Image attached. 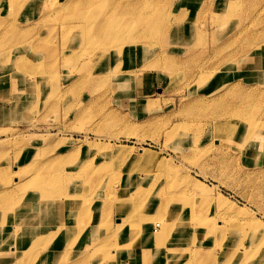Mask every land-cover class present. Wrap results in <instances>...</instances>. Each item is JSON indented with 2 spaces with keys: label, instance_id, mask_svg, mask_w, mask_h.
Segmentation results:
<instances>
[{
  "label": "rangeland",
  "instance_id": "374dc122",
  "mask_svg": "<svg viewBox=\"0 0 264 264\" xmlns=\"http://www.w3.org/2000/svg\"><path fill=\"white\" fill-rule=\"evenodd\" d=\"M84 1L0 0V97L28 83L16 115L12 101L0 109V182L32 161L19 171L32 185L41 163L69 149L95 171L93 189L77 185L99 196L89 225L87 213L71 216V234L91 245L81 264H264V0H152L134 28L146 36L116 46L85 43L81 28L123 13L124 0ZM142 149L162 166L135 163ZM101 198L112 235L96 239ZM18 199L4 192L0 204ZM68 255L62 264L83 261Z\"/></svg>",
  "mask_w": 264,
  "mask_h": 264
},
{
  "label": "bare ground",
  "instance_id": "6f19581e",
  "mask_svg": "<svg viewBox=\"0 0 264 264\" xmlns=\"http://www.w3.org/2000/svg\"><path fill=\"white\" fill-rule=\"evenodd\" d=\"M91 1L92 0L84 1L81 3L89 4L91 3ZM124 1H122L120 4L122 8L125 7L126 9L121 14L112 15L100 22L99 20L94 21V19L92 18L87 19L89 25L83 26V28H81L82 35L83 37H85L84 38L85 43H87L89 40V42L96 43L98 45L116 46L117 41L122 40L123 38H125V36L129 37V40L127 42L129 44L135 43V41L138 38L140 37L144 38L146 36V35H142V33L136 35L134 28L136 27V22L140 20L141 15H147L148 13H151L152 6H154L153 5L154 1L135 0L134 3L131 4L132 6L128 4L127 2L128 0H126L125 2ZM50 3L51 2L49 1V4L47 5H50ZM85 16H87L86 11L83 12L82 17ZM61 17L63 18L64 16ZM157 22H158L156 23L157 25H161V21L158 20ZM95 38L96 41H92ZM2 63H0V67L3 65ZM27 63L29 64V62H26V64ZM128 76L129 75H126L125 78H127ZM27 84H28L27 82L11 83L8 88L11 89L10 92L13 94L12 96L10 95V98L7 99L0 97V109L3 108L4 105H7L10 101H12V104L10 105L9 108L14 112V115H16V112H19L20 109L19 102L21 103L22 99L26 97ZM7 100L8 102H6ZM73 153L74 155H72ZM132 155H133L132 151H127L125 149L118 150V156L121 159H125L128 156H132ZM135 155H136L134 156L135 163L139 164L140 163L139 161L144 159L147 163L148 168L161 167L163 164L159 158L155 157L153 153H149L146 149L138 150L135 153ZM75 156H76L75 152L71 151V149H69L68 152L61 153L58 155H53L52 157H50L49 161H47L48 167L43 163L40 164V169L43 170V175L41 176L40 174V176H38L40 178H36L32 182V185L29 184V186H26V184L29 183L30 181L25 178V174L19 173V171L22 169L23 166L20 167L21 169L18 168L15 172H13V174L16 173L17 175L15 176L9 175L6 179L1 180L0 195H3L4 192L9 193L13 191L14 195L19 199L14 201L13 204L10 202H4L0 204V264H15L18 260L21 259L22 262H25L26 260L28 261L35 260V261H39V263L40 262L43 263V261L47 262L55 257H58L57 261H55V264H62L61 261L66 260L69 257L68 254H70L71 250H73V252H75L83 260L77 264H81V263H85L86 261H89L90 257L93 258L92 257L93 255H90L91 250L89 251L91 245L86 244L85 246H82L81 245L82 243L77 238V237H81V235L75 233L71 234L70 232L72 230V226H70V224H73V222H71V216L74 217L75 214H77V210L82 211V214L87 213L86 221L87 224L89 225L90 222L89 217L91 216V214L93 215V212H90V206L91 204L94 203L95 200H98L99 197L98 195L94 197L87 194L80 196V192L84 191V188L77 189V185L84 182V185L87 186L86 182H89V186H91L93 189L94 185H92L90 182L96 180V178L92 176L95 173L94 170L92 169L84 170V168H82V166L87 167L85 163L80 167L78 166L77 162L74 161L75 159H73ZM27 162L23 167V169L25 170H28L26 169L27 167L32 166V161L28 163ZM85 173L90 174V177ZM97 173L103 174V171L98 170ZM102 178H103L102 176H99L98 180H102ZM13 179L17 180L14 181L16 184L14 186L11 185L10 182ZM6 181H8V183H5ZM71 185L75 187V190L73 192H69V188ZM186 200L187 199H185V201L183 202L186 203ZM102 201L103 200L101 198V202L99 204L101 209L103 208L101 222L96 228H94L95 229L94 237L96 239L102 237L103 235H106V237L108 236V234L112 235L111 227L108 224L109 213L106 212L107 209H105V206L103 207ZM170 203L171 202H169V204ZM70 204H72L73 209L69 207ZM187 206L189 207V204L187 205L186 203V206L184 207ZM160 208L161 206L157 208V212H155L154 214L155 219L157 218L154 221L158 222L162 218V213ZM130 214L133 219V214L131 212ZM144 218L145 217L142 214V216H140L138 219V223L142 222ZM166 226L167 224L163 228H166ZM61 228L65 229L64 233H61ZM160 233L161 232L155 233V237L157 240H160V235H159ZM71 235L75 236L73 240ZM111 235H109V237H111ZM54 236L65 237L64 239L65 241H67L66 239L67 236L69 237L70 240L67 242H63V241L57 242L56 237ZM148 236L153 237L151 233H149ZM19 240L21 241L18 242ZM9 242H12L15 247H16V243L18 242L17 243L18 248H15V251H9V245H11V243ZM105 245L106 243H101L95 245L94 248L92 247L93 249L97 250V252L95 251L96 255H100L103 253V251H105L106 249ZM30 248H32V251L28 252ZM194 251L197 252L198 250H194ZM200 251L203 252L204 247ZM196 252H194V254ZM92 253H94V250ZM225 254H227V252ZM247 256L245 257V259H247ZM226 258L228 261H231L229 253L226 255ZM100 259H102L103 263L105 264L104 262L105 258L103 257V255ZM187 261L189 264H191L192 257L189 256Z\"/></svg>",
  "mask_w": 264,
  "mask_h": 264
},
{
  "label": "crops",
  "instance_id": "0c3cea01",
  "mask_svg": "<svg viewBox=\"0 0 264 264\" xmlns=\"http://www.w3.org/2000/svg\"><path fill=\"white\" fill-rule=\"evenodd\" d=\"M144 102H151L153 104L152 99H140V104L144 103Z\"/></svg>",
  "mask_w": 264,
  "mask_h": 264
}]
</instances>
